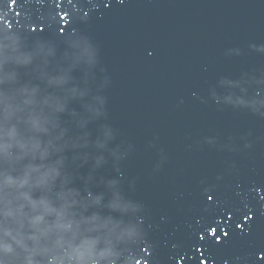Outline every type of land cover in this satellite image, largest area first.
Listing matches in <instances>:
<instances>
[{
  "label": "water",
  "instance_id": "obj_1",
  "mask_svg": "<svg viewBox=\"0 0 264 264\" xmlns=\"http://www.w3.org/2000/svg\"><path fill=\"white\" fill-rule=\"evenodd\" d=\"M178 262L264 264V0H0V264Z\"/></svg>",
  "mask_w": 264,
  "mask_h": 264
},
{
  "label": "snow or ice",
  "instance_id": "obj_2",
  "mask_svg": "<svg viewBox=\"0 0 264 264\" xmlns=\"http://www.w3.org/2000/svg\"><path fill=\"white\" fill-rule=\"evenodd\" d=\"M36 30L43 31L44 28H43V27H39V28L34 27V28L32 29V31H36ZM207 198H208L209 200L212 199L211 196H208ZM229 215H230V214H229ZM250 215H251V213H249V216H248V217H245V219L250 218ZM237 227H243V225H242V224H237ZM208 231H209L210 234H212V233H214L215 229L209 228ZM221 231H223V230H221ZM217 238H219V237H216V239H217Z\"/></svg>",
  "mask_w": 264,
  "mask_h": 264
},
{
  "label": "clouds",
  "instance_id": "obj_3",
  "mask_svg": "<svg viewBox=\"0 0 264 264\" xmlns=\"http://www.w3.org/2000/svg\"><path fill=\"white\" fill-rule=\"evenodd\" d=\"M217 240H219V238H217ZM178 264H179V262H178Z\"/></svg>",
  "mask_w": 264,
  "mask_h": 264
}]
</instances>
